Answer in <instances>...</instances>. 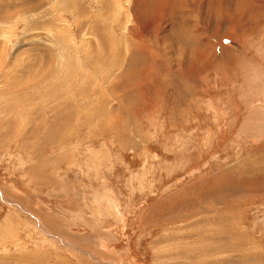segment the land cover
Instances as JSON below:
<instances>
[{"label":"rangeland","instance_id":"1","mask_svg":"<svg viewBox=\"0 0 264 264\" xmlns=\"http://www.w3.org/2000/svg\"><path fill=\"white\" fill-rule=\"evenodd\" d=\"M0 264H264V0H0Z\"/></svg>","mask_w":264,"mask_h":264},{"label":"bare ground","instance_id":"2","mask_svg":"<svg viewBox=\"0 0 264 264\" xmlns=\"http://www.w3.org/2000/svg\"><path fill=\"white\" fill-rule=\"evenodd\" d=\"M237 245V244H236Z\"/></svg>","mask_w":264,"mask_h":264}]
</instances>
